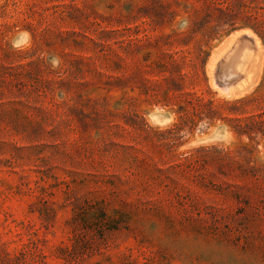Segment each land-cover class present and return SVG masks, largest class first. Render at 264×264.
I'll return each mask as SVG.
<instances>
[{
    "label": "rangeland",
    "instance_id": "374dc122",
    "mask_svg": "<svg viewBox=\"0 0 264 264\" xmlns=\"http://www.w3.org/2000/svg\"><path fill=\"white\" fill-rule=\"evenodd\" d=\"M145 3L9 6L18 27L0 37V264H264V124L240 135L226 116L235 107L221 104L264 93L263 42L239 29L212 43L196 88L212 113L144 84L156 74L143 67L157 59L154 36L171 29L145 23ZM244 34L256 50L227 87L217 65Z\"/></svg>",
    "mask_w": 264,
    "mask_h": 264
},
{
    "label": "trees",
    "instance_id": "16d2710c",
    "mask_svg": "<svg viewBox=\"0 0 264 264\" xmlns=\"http://www.w3.org/2000/svg\"><path fill=\"white\" fill-rule=\"evenodd\" d=\"M19 1L3 0L0 5L5 11L0 18L8 17L5 22H0V37L18 27L8 8L17 6ZM144 5L145 23L154 29L171 28L169 32L154 36L157 59L150 61L151 55L147 54L143 67L154 65L156 74L143 75L144 84L149 87L166 83L168 96L171 93L179 102L204 104L210 112L218 113V109H213L214 101H204L202 92L196 89L202 77L208 81L206 65L212 43L235 30L250 29L264 45V0H146ZM3 27L7 29L5 32ZM145 37L150 40L147 34ZM261 85L264 86V81ZM263 98L264 93L221 103L222 106L235 107L226 112V116L237 122L238 134L250 136V130L260 129L264 124V102L260 101Z\"/></svg>",
    "mask_w": 264,
    "mask_h": 264
},
{
    "label": "bare ground",
    "instance_id": "6f19581e",
    "mask_svg": "<svg viewBox=\"0 0 264 264\" xmlns=\"http://www.w3.org/2000/svg\"><path fill=\"white\" fill-rule=\"evenodd\" d=\"M254 44V37L244 34L235 42L232 51L219 61L217 73L225 72L231 79L225 83L227 87L245 77L256 50Z\"/></svg>",
    "mask_w": 264,
    "mask_h": 264
},
{
    "label": "water",
    "instance_id": "95a60500",
    "mask_svg": "<svg viewBox=\"0 0 264 264\" xmlns=\"http://www.w3.org/2000/svg\"><path fill=\"white\" fill-rule=\"evenodd\" d=\"M215 82H216V81H215ZM216 84H217V83H216ZM217 85H218L220 88L223 87V84H221V83H218Z\"/></svg>",
    "mask_w": 264,
    "mask_h": 264
}]
</instances>
